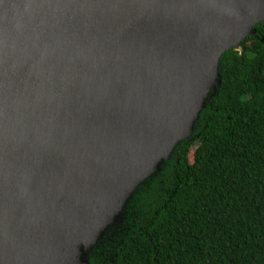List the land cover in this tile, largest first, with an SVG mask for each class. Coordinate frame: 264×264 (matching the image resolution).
<instances>
[{
  "label": "water",
  "instance_id": "1",
  "mask_svg": "<svg viewBox=\"0 0 264 264\" xmlns=\"http://www.w3.org/2000/svg\"><path fill=\"white\" fill-rule=\"evenodd\" d=\"M261 22L264 0H0V264H89Z\"/></svg>",
  "mask_w": 264,
  "mask_h": 264
},
{
  "label": "trees",
  "instance_id": "2",
  "mask_svg": "<svg viewBox=\"0 0 264 264\" xmlns=\"http://www.w3.org/2000/svg\"><path fill=\"white\" fill-rule=\"evenodd\" d=\"M227 50L191 135L135 186L89 264H264V22Z\"/></svg>",
  "mask_w": 264,
  "mask_h": 264
}]
</instances>
